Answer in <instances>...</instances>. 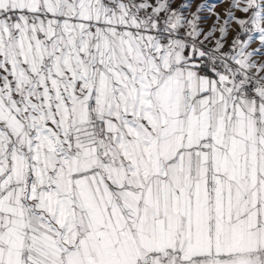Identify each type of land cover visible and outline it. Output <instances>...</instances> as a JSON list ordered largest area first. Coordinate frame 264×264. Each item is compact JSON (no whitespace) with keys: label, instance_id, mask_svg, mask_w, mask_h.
Here are the masks:
<instances>
[{"label":"snow or ice","instance_id":"snow-or-ice-1","mask_svg":"<svg viewBox=\"0 0 264 264\" xmlns=\"http://www.w3.org/2000/svg\"><path fill=\"white\" fill-rule=\"evenodd\" d=\"M0 264H264V0H0Z\"/></svg>","mask_w":264,"mask_h":264}]
</instances>
